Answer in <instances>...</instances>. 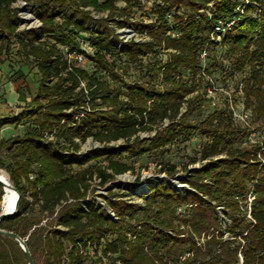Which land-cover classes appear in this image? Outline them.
<instances>
[{"label": "trees", "instance_id": "1", "mask_svg": "<svg viewBox=\"0 0 264 264\" xmlns=\"http://www.w3.org/2000/svg\"><path fill=\"white\" fill-rule=\"evenodd\" d=\"M16 1L0 0V61L7 60L10 38L15 36L20 46L17 57L33 56L41 79L32 107L0 118V126L27 117L33 123L25 133L0 141V150H6L8 158V162L0 158V168L8 172L21 195L19 213L3 219L0 227L27 238L37 264H264V163L259 157L264 138L257 142L249 138L264 127V0H253L257 5L247 6L246 16L226 38L208 47L226 48L233 69L250 70L240 80L253 124L245 127L234 120L225 100L203 121L189 119L211 104L199 74L200 52L208 43L214 19L196 15L212 0H153L156 22H131L150 39L131 40L125 49L111 39L115 29L108 18H95L85 8L122 16L141 6L142 0H123L122 7L118 0H36L40 35L33 29L18 31L19 9L12 6ZM216 4L221 14L236 6L232 0H216ZM257 6L261 12L254 17L251 13ZM182 8L190 13H179ZM90 23L97 28L91 29ZM171 30L180 35L172 37ZM87 31L93 34L94 55L76 39ZM59 44L68 47V54ZM72 52L91 57L92 69L78 65L70 57ZM120 52L136 66L154 56L147 64L151 80L127 85L126 90L111 85L109 76L118 78L111 60ZM15 72L18 77L13 81L20 93L18 80L24 72ZM54 76L60 80L52 83ZM157 80L162 87H157ZM87 104L90 110L85 109ZM81 112L85 114L79 118ZM198 129L208 141L200 157L204 164L186 167L187 174L181 176L190 189L180 192L157 182L143 195V205L110 200L117 220L95 204L84 206L95 177L105 185L134 169L136 157L181 141ZM149 130L155 133L139 135ZM46 131L55 132V139H44ZM89 137L101 146L79 153L77 139L84 142ZM118 140L123 143L112 144ZM93 161L103 164L92 168ZM160 170L176 174L175 165ZM250 192L254 197L248 205ZM3 195L0 183V201ZM219 205L229 215V223L219 217ZM90 244L95 245L94 255ZM0 264H29L19 242L1 233Z\"/></svg>", "mask_w": 264, "mask_h": 264}, {"label": "rangeland", "instance_id": "2", "mask_svg": "<svg viewBox=\"0 0 264 264\" xmlns=\"http://www.w3.org/2000/svg\"><path fill=\"white\" fill-rule=\"evenodd\" d=\"M232 1L237 3L238 0ZM117 5L122 7L125 5V2L123 0H118ZM153 5V0H142V5L135 6L133 9L127 12L128 15H115L114 17L109 16V10L98 11L93 7H86L85 9L90 10L91 15L95 18H108V24L115 29V34L112 35L111 39L118 45L119 49H125L128 47V42L131 40L145 41L150 39V36L146 31L142 32L136 25H132L131 22L139 21L144 25L155 23L157 14L152 10ZM12 6L18 7L19 9L18 17L15 20V23L18 25V31L33 29L35 32H37V34L40 35L42 28V21L40 19L41 12L36 0H17ZM145 9H147L148 13L144 11ZM179 13L188 15L190 10L182 8ZM125 19H128L129 22L123 25L122 21ZM58 20L63 21V18H59ZM89 26L91 29L97 28L93 23H90ZM73 27L74 25L70 26V28ZM133 29L136 32V35L133 34ZM92 36L93 34L90 31L82 32L81 34L79 33L76 36L80 46L90 55H94L95 52V45L91 41ZM23 38H25V36H23ZM51 41H54V39L52 38ZM9 47L10 52H8L5 57L7 60L0 61V99H3V96L5 98V102L0 100V110L2 108L10 110L12 106L20 103L21 101H26L28 97L29 99L22 108L24 110L34 105V97L37 94L41 79L40 72L37 67V60H35L33 56H30L29 58L21 57V59L17 57L15 51L20 46L15 36H11ZM59 47L65 54H68L69 49L67 46L59 44ZM75 53L76 52H72L70 54L72 59H74L73 57ZM162 57L165 58V56ZM126 60L127 56L121 52L120 55L113 56L111 61H115L113 62L115 65L112 66L118 73V78L109 76L111 85L122 86L126 90L127 85L140 82L147 83L151 80L150 74L147 72V64L154 60V56L145 58L143 66L129 64ZM231 62L232 57L228 55L226 48L210 49L207 65H209V70H211V73H213L217 84L221 87L235 88L236 83L240 80H244L250 73L248 68H246L244 71H236L233 69ZM76 63L88 69H92L91 67L94 61L91 59V57L84 54L83 61H77ZM19 69L24 72V76L18 80V82L22 84L21 93L23 96L21 98L18 97V91L16 89L15 82L13 81L14 78L18 77V74L16 72L14 73V71ZM262 72L264 74V66L262 68ZM58 80L60 79L57 76L51 78L52 83L57 82ZM155 82L158 83V80ZM157 87H162V84L158 83ZM219 96L221 102H224L223 96ZM97 101L100 102L101 99L97 98ZM236 101L240 109L245 107V94H237ZM4 103L5 106L3 105ZM85 107L90 108L88 104ZM213 109L214 106L212 104L209 105L206 103V106L203 109L197 110L190 114L189 119L199 123L203 121ZM248 110L251 112V109ZM19 124H21V129L16 130L15 125H10L7 123V127L3 130H0V139L8 138L13 133L17 132H19L21 135L28 131L33 123L31 118L27 117L19 121L17 126ZM154 133L155 130L141 131L139 135L144 138L152 136ZM182 138L183 139L181 141H177L173 144H167L163 148L155 149L143 156L136 157L133 164L134 169L117 175L113 181L108 182L105 185H101V179L95 177L91 181L90 189L88 191L87 197L85 198L86 202L91 205L95 204L99 209H101L102 212L106 214V216H110L117 220L118 216L110 204V200H124L129 203H138L143 205L146 200L143 195L148 191L151 185H154L157 182H166L180 192H182L184 189H190V186L181 182V176L187 174L186 167L199 168L204 164L203 161L200 160V157L203 146L208 141V136L203 132L202 129H198L191 132L188 137ZM254 138H264V127L259 131H256ZM77 140L80 142V148L78 151L79 153H84L88 150H92L101 146L99 142L95 141L91 137H89L84 142H82L80 139ZM120 143H123V140L112 142V144ZM59 152L61 154L62 150L59 149ZM195 157H197L198 160L193 163L192 159ZM0 158L8 162L6 150H0ZM100 163L103 164L102 161H93L92 164L89 165H93L92 168H94V165ZM164 165H175L176 174L171 176L168 175L167 172H162L160 169L164 167ZM86 166H88V164L82 167ZM74 167L75 170L80 168L78 165ZM253 197L254 196L252 195V192H250L249 198L247 200L248 205H250ZM1 206L2 201H0V209ZM216 211L222 222H230V217L223 211L222 205H219ZM247 216H249V214H247ZM45 220L46 219H44V221ZM38 259L41 262L42 259L40 255H38Z\"/></svg>", "mask_w": 264, "mask_h": 264}, {"label": "built area", "instance_id": "3", "mask_svg": "<svg viewBox=\"0 0 264 264\" xmlns=\"http://www.w3.org/2000/svg\"><path fill=\"white\" fill-rule=\"evenodd\" d=\"M255 4L257 5L256 1L253 0H238L234 10L229 14H221L217 9L216 0H212L208 3L205 8L200 9L197 14V17H205L207 19H214L213 27L209 33V40L206 46L200 52V62H201V71L200 77L204 80L206 84V92L207 97L210 99L211 104L213 106L221 105V99H219V95H222L224 100L227 102L228 107L233 115V118L236 122L240 123L242 127L245 126H252L251 119V112L246 107L240 109L238 107L236 101V95H243L244 94V85L242 81H238L236 83L235 88L230 87H221L217 84V81L209 70V65H207V60L209 59V51L208 48L211 44H219L221 43L227 36V34L237 25V23L246 16V9L248 5ZM204 12V13H203ZM261 12V9L257 6L255 10L251 13L254 17H257ZM133 34L136 35V32L133 29ZM169 34L172 37H178L180 32L177 30H171ZM84 54L81 52H76L74 55V60L83 61ZM81 84L84 86L85 82L82 81ZM86 110H90V108L85 107ZM185 110V108H183ZM84 112L78 114V117H83ZM256 134L253 131L249 138L252 142H257L259 139H255L254 135ZM44 139L46 140H54L55 139V132H48L44 133ZM259 157L262 159L264 163V142L259 152ZM85 207L91 205L86 202V199L83 201ZM181 210V209H180ZM89 252L91 254H95V245H89Z\"/></svg>", "mask_w": 264, "mask_h": 264}, {"label": "water", "instance_id": "4", "mask_svg": "<svg viewBox=\"0 0 264 264\" xmlns=\"http://www.w3.org/2000/svg\"><path fill=\"white\" fill-rule=\"evenodd\" d=\"M9 177H10V175H9ZM10 181L12 183V187L14 188V190L17 193V197H16V201H15L14 207L12 209H6V208L3 207L4 195L2 196L0 222L3 219L7 218V217H12V216H15V215H17L19 213V203H20L21 195H20L19 191L17 190V188L14 186L11 177H10ZM0 183L3 185V188H4L6 182L0 178ZM0 233L3 234V235H7V236L17 240L19 242L20 246L22 247V249L24 250V252L26 253V255L28 257V260H29V264H37L35 259H34V257L32 256V253H31L29 247H28L27 238H23L19 234H17L16 232L11 231V230H6V229H3L1 227H0Z\"/></svg>", "mask_w": 264, "mask_h": 264}, {"label": "bare ground", "instance_id": "5", "mask_svg": "<svg viewBox=\"0 0 264 264\" xmlns=\"http://www.w3.org/2000/svg\"><path fill=\"white\" fill-rule=\"evenodd\" d=\"M0 178L6 182L4 186L5 195L3 198V207L6 209H12L16 201V198L14 197V188L12 187L9 174L6 172V170L2 168H0ZM15 195L17 197L16 191H15Z\"/></svg>", "mask_w": 264, "mask_h": 264}, {"label": "crops", "instance_id": "6", "mask_svg": "<svg viewBox=\"0 0 264 264\" xmlns=\"http://www.w3.org/2000/svg\"><path fill=\"white\" fill-rule=\"evenodd\" d=\"M23 96V94L20 92H18V97L19 98H21ZM29 98L27 97V99H26V101L28 100ZM0 100H2V101H4L5 102V98H4V96H3V99L1 98ZM26 101H21L20 103H18V104H16V105H14V106H10L11 108H10V110H7V109H1L0 110V118H4V117H9V116H12V115H16V114H18L19 112H21V110H23L22 108L24 107V105L26 104ZM4 106H5V103L3 104ZM20 110V111H19ZM19 122H17V123H8V124H10V125H15V129L16 130H19V129H21V124H19L18 126H17V124H18ZM7 123L6 124H4L3 126H0V130H3L4 128H6L7 126ZM14 135H20V133L19 132H17V133H13L11 136H14ZM10 136V137H11ZM9 138V137H8ZM2 139H6V138H2ZM2 139H0V141L2 140Z\"/></svg>", "mask_w": 264, "mask_h": 264}]
</instances>
